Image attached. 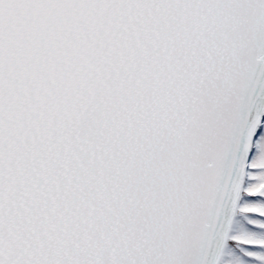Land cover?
I'll list each match as a JSON object with an SVG mask.
<instances>
[{
	"label": "snow or ice",
	"instance_id": "snow-or-ice-1",
	"mask_svg": "<svg viewBox=\"0 0 264 264\" xmlns=\"http://www.w3.org/2000/svg\"><path fill=\"white\" fill-rule=\"evenodd\" d=\"M0 264H264V0H0Z\"/></svg>",
	"mask_w": 264,
	"mask_h": 264
}]
</instances>
